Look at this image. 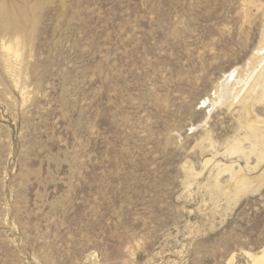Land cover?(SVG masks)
<instances>
[{
    "label": "rangeland",
    "instance_id": "rangeland-1",
    "mask_svg": "<svg viewBox=\"0 0 264 264\" xmlns=\"http://www.w3.org/2000/svg\"><path fill=\"white\" fill-rule=\"evenodd\" d=\"M5 7L17 18L0 16V264H253L264 76L246 104L221 89L261 70L264 0ZM238 138L247 149L232 153Z\"/></svg>",
    "mask_w": 264,
    "mask_h": 264
},
{
    "label": "bare ground",
    "instance_id": "bare-ground-1",
    "mask_svg": "<svg viewBox=\"0 0 264 264\" xmlns=\"http://www.w3.org/2000/svg\"><path fill=\"white\" fill-rule=\"evenodd\" d=\"M5 5V4H4ZM0 16H2L3 17V19H4V21H6V25H8V26H11L12 24H15V21L14 20H16V13L15 12H11L8 8H3V10H2V12H1V15ZM16 30L18 31V28H16ZM20 30V29H19ZM15 31V30H14ZM22 37V36H21ZM3 48L4 49H7V50H9V51H11V50H14V52H15V54H16V56H19L20 55V53H19V49H15L14 48V45L10 42L9 44H7L6 42H3ZM19 48V47H18ZM21 49V48H20ZM260 49H261V51H258V53H256L255 54V60H256V64H260L259 65V68L261 69L260 70V72H258L257 73V76H254V74L255 73H251L252 75H250L249 73H248V75H250V76H248V77H246L245 79H240V76H239V70H237L236 72L234 71V73L233 74H236L234 77H236L234 80V82L232 81L233 79V77H232V73H230V74H228L227 75V81H225L223 84H222V91L221 92H224L226 89H232L231 90V93H229L230 95H231V102L233 103V102H235V101H239L240 99H241V97H243L245 100H243L242 102H244V104H246V99L247 98H245L244 96V93L247 91V89H256V92H257V90H258V87H257V85H259L260 84V82L262 81L261 79L263 78V76H264V62L262 61L263 60V58H264V32H263V34H262V41H261V47H260ZM259 49V50H260ZM262 61L263 63H260V62ZM18 68V67H17ZM13 75V74H12ZM232 77V78H231ZM256 77L259 79L258 81H256L255 82V80H256ZM230 78V79H229ZM223 80V79H222ZM255 82V83H254ZM17 83V82H16ZM262 83V82H261ZM220 84V85H221ZM246 84H247V86H246ZM264 84V83H263ZM19 85V84H18ZM261 86V85H260ZM259 86V87H260ZM257 87V88H256ZM263 87V86H262ZM263 89V88H262ZM219 90V89H218ZM261 90V89H260ZM259 90V91H260ZM264 90V89H263ZM258 91V92H259ZM21 92V91H20ZM248 92V91H247ZM223 95V94H222ZM247 95V94H246ZM220 97H222L221 95H220ZM223 97H224V95H223ZM241 101V100H240ZM248 105V104H247ZM245 106V109H246V111L247 112H249V110L247 109L248 108V106ZM251 105V104H250ZM249 108H250V106H249ZM251 114V112H249L248 113V115H250ZM253 117V116H252ZM250 120H252V119H250ZM254 121V120H253ZM250 123V122H249ZM250 126V125H249ZM255 128H256V126H255ZM254 129V128H253ZM252 129V130H253ZM257 129V128H256ZM253 132V131H252ZM258 132H259V128H258ZM254 133V132H253ZM251 134V133H250ZM249 134V135H250ZM261 135H263V137L261 138L260 136H259V134L257 133H254V137L255 138H253L255 141L256 140H258V139H260V140H258V143L259 142H263V145H264V131L262 132V134ZM209 138V137H208ZM245 138V137H244ZM244 138H238V139H235V140H233V142H232V144H231V147H230V150H231V152L232 153H235V152H240V153H242V152H244V150L245 149H247L246 147H244L243 146V140H244ZM246 139V138H245ZM209 140V139H208ZM207 140V141H208ZM212 141V140H211ZM212 143V142H211ZM210 143V144H211ZM261 144V143H260ZM253 145H255V144H253ZM262 145V144H261ZM213 146V145H212ZM213 148V147H212ZM250 158V157H249ZM258 158H259V161H261L262 160V158H264V150H263V153L260 155V156H258ZM210 161V159H208L206 162H209ZM225 165V164H224ZM220 166V165H219ZM189 167V166H188ZM252 167V166H251ZM190 168V167H189ZM189 168H188V171H189ZM193 168V167H192ZM218 168H221V166L220 167H218ZM241 169H243V168H241ZM194 170V169H193ZM221 170V169H220ZM224 170V169H223ZM238 170V169H237ZM218 171V170H217ZM222 171V170H221ZM236 171V170H235ZM263 171V170H262ZM190 172V171H189ZM198 173V172H197ZM190 174V173H189ZM243 174V173H242ZM235 174L234 176H233V182L235 183V185L239 188V189H245V188H247V187H249V179L243 174ZM263 176V175H262ZM256 177H257V175H256ZM259 177V176H258ZM218 179V178H217ZM264 179V178H263ZM231 181V180H230ZM261 181V180H260ZM264 181V180H263ZM263 181H261V182H263ZM252 183V182H251ZM260 185H261V183H259ZM263 184V183H262ZM250 188H251V186H250ZM260 188V187H259ZM258 189V188H257ZM248 190V189H247ZM243 191V190H242ZM241 192V191H240ZM264 250V249H263ZM250 256H251V260H253V264H264V251H262L261 253H255V254H253V253H250Z\"/></svg>",
    "mask_w": 264,
    "mask_h": 264
}]
</instances>
